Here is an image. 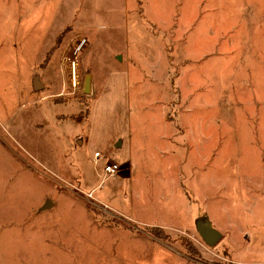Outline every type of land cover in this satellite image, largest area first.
I'll use <instances>...</instances> for the list:
<instances>
[{
	"label": "rangeland",
	"instance_id": "obj_1",
	"mask_svg": "<svg viewBox=\"0 0 264 264\" xmlns=\"http://www.w3.org/2000/svg\"><path fill=\"white\" fill-rule=\"evenodd\" d=\"M1 223L0 264H264V0H0Z\"/></svg>",
	"mask_w": 264,
	"mask_h": 264
},
{
	"label": "crops",
	"instance_id": "obj_2",
	"mask_svg": "<svg viewBox=\"0 0 264 264\" xmlns=\"http://www.w3.org/2000/svg\"><path fill=\"white\" fill-rule=\"evenodd\" d=\"M28 15H26V14H22V19L23 18H25L24 19V21L26 20V17H27ZM43 43V42H42ZM51 46V45H50ZM50 46H49V48H50ZM48 48V49H49ZM48 51V50H47ZM43 59L44 58H42V61H43ZM40 62L41 64L43 63V62ZM40 64V65H41ZM37 64H36V68L34 69H32L29 73H27V74H23L21 71H15V73L14 74H12L11 75V81H6L4 84H10V85H22V84H25V83H30L31 85H32V88L34 89V87L36 88V89H41L42 87H45V84H46V81L44 80V78L41 76V74H40V72L37 70ZM25 79V80H24ZM22 94V93H21ZM45 96H47V95H45ZM97 188V186L96 187H94V188H92L91 190H94L95 191V189ZM49 200H51L52 202L50 203V205L49 206H44V207H41L40 209H39V211H38V209H37V213L38 214H40V213H42V211H44V210H46V209H48L49 211H52L55 207H57L58 206V202L56 201V200H52V199H50V198H48ZM80 205V207H82V210H83V212H85V214L87 215V219H90V220H92V218L91 217H89V215H88V211H87V206L85 205V203H80V202H72V204H70V205ZM3 224L1 223L0 224V226H2ZM86 250V249H85ZM86 252H87V250H86ZM86 254H88V253H85V255Z\"/></svg>",
	"mask_w": 264,
	"mask_h": 264
},
{
	"label": "water",
	"instance_id": "obj_3",
	"mask_svg": "<svg viewBox=\"0 0 264 264\" xmlns=\"http://www.w3.org/2000/svg\"><path fill=\"white\" fill-rule=\"evenodd\" d=\"M120 58V57H119ZM90 82L91 76L87 75L86 84L84 90L89 92L90 90ZM52 201L49 200L48 203L45 205L49 206ZM198 231L200 232L201 236L204 237L205 241H207L210 245H215L221 240L222 233L218 229H216L210 219L205 217H198L196 220Z\"/></svg>",
	"mask_w": 264,
	"mask_h": 264
},
{
	"label": "built area",
	"instance_id": "obj_4",
	"mask_svg": "<svg viewBox=\"0 0 264 264\" xmlns=\"http://www.w3.org/2000/svg\"><path fill=\"white\" fill-rule=\"evenodd\" d=\"M85 42H86V38H83L80 41H78V44L76 45L74 51L71 54L66 55V57H65L66 60L69 61L71 64L76 65V63L78 62L77 61L78 53H79V51L82 50ZM101 155H102V152L97 150V152L95 154L96 163H97V159ZM103 166H104V174L102 176L103 180H105L108 177H113L114 175L118 174L122 170L121 163L117 160H114V159H112L111 161H107L106 163H104ZM91 196H92V193H91Z\"/></svg>",
	"mask_w": 264,
	"mask_h": 264
}]
</instances>
